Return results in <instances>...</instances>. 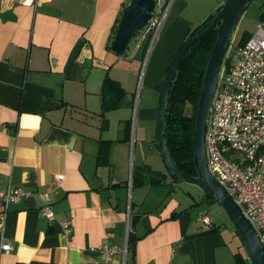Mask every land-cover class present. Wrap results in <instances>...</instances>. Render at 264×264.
Returning <instances> with one entry per match:
<instances>
[{
    "label": "crops",
    "instance_id": "crops-1",
    "mask_svg": "<svg viewBox=\"0 0 264 264\" xmlns=\"http://www.w3.org/2000/svg\"><path fill=\"white\" fill-rule=\"evenodd\" d=\"M129 1L0 0V190L30 192L8 205L4 238L13 249H0V264L103 263L95 248L123 246L129 233L134 255L127 252L126 264H236L218 225L203 224L200 210H189L194 204L173 196L156 141L159 87L179 43L209 10L188 19L181 16L187 2L173 0L144 78L158 100L133 109L144 37L122 55L108 47ZM106 73L125 100L102 116ZM134 113L135 131L131 122L127 128ZM140 166L164 173V182L132 187ZM47 189L52 221L41 211L39 193ZM67 218L72 231L64 235Z\"/></svg>",
    "mask_w": 264,
    "mask_h": 264
},
{
    "label": "built area",
    "instance_id": "built-area-1",
    "mask_svg": "<svg viewBox=\"0 0 264 264\" xmlns=\"http://www.w3.org/2000/svg\"><path fill=\"white\" fill-rule=\"evenodd\" d=\"M155 2L153 18L141 30V37H150L149 49L172 0ZM206 161L210 173L233 196L264 245V13L246 41L240 44L232 38L225 52L207 120ZM63 177V174L56 176L57 185H61ZM28 195L30 192L21 187L0 190L2 251L13 249L4 238L8 205ZM39 196L42 213L48 220H54L49 189ZM199 218L203 224H211L205 212ZM61 224L63 234H70V219H64ZM95 249L104 262L93 264H126L127 241L123 246L104 242Z\"/></svg>",
    "mask_w": 264,
    "mask_h": 264
},
{
    "label": "water",
    "instance_id": "water-1",
    "mask_svg": "<svg viewBox=\"0 0 264 264\" xmlns=\"http://www.w3.org/2000/svg\"><path fill=\"white\" fill-rule=\"evenodd\" d=\"M251 1L222 0L179 43L161 84L156 141L167 172L181 181L196 185L203 192L210 193L214 201L225 210L243 245L249 264H264V245L257 231L245 216L241 207L235 202L233 196L210 173L206 161L207 120L218 80L219 69L236 24ZM155 9V0H130L121 11L114 36L110 43L111 50L118 55H122L137 32L152 20ZM209 20V24L199 31ZM212 31L216 32V38L204 71L192 135L193 163L196 175H190L179 168L169 149L166 136L168 99L171 85L184 52L190 45Z\"/></svg>",
    "mask_w": 264,
    "mask_h": 264
},
{
    "label": "trees",
    "instance_id": "trees-1",
    "mask_svg": "<svg viewBox=\"0 0 264 264\" xmlns=\"http://www.w3.org/2000/svg\"><path fill=\"white\" fill-rule=\"evenodd\" d=\"M119 18L116 21L117 23ZM209 22L210 20L207 21L199 31L205 28ZM116 26L117 24L115 23L113 26V35L115 33ZM113 35H111L110 38H112ZM249 36L250 35H248L246 38L238 39V43L241 44L245 42ZM149 38V36L144 38L145 41L142 47V55L145 53L149 44ZM215 38L216 32L212 31L186 49L179 62L169 93L166 119V136L169 149L175 163L179 166V168L190 175H196L193 163L192 138L195 114L198 106L206 63ZM132 39H135V36ZM108 47L110 48L109 44ZM160 89L161 86L159 87V91ZM100 100V114L102 116L104 112L116 109L121 106L125 100V90L120 86L118 81L110 78L107 73L105 74L101 85ZM189 106L191 107V110L187 112V108ZM130 122L131 121L128 122V125L126 124L127 128L129 129ZM108 142L109 141L105 143L107 144ZM101 147L102 146H100V148ZM100 158H102V155L101 150L99 149L97 162H100ZM172 178L175 181H180L174 176H172ZM164 179V173H161L157 170H152L147 166L133 167L132 169V187H137L144 184H160L164 182ZM203 200L209 204L215 202L212 195L208 192H203ZM175 216L176 214L172 215V217ZM234 232L238 236L235 229ZM134 242L135 239H133L129 233L127 238V252H130L132 257L134 255ZM240 244L243 248L241 241ZM234 258L236 264H249L248 260L246 259L245 252L244 257L241 252H235Z\"/></svg>",
    "mask_w": 264,
    "mask_h": 264
},
{
    "label": "rangeland",
    "instance_id": "rangeland-1",
    "mask_svg": "<svg viewBox=\"0 0 264 264\" xmlns=\"http://www.w3.org/2000/svg\"><path fill=\"white\" fill-rule=\"evenodd\" d=\"M167 1L169 3L170 0H167ZM174 1L172 0V2L170 3V7L166 14L167 16L172 11V8H173L172 5ZM183 1L187 2V7L185 11L181 13L182 14L181 16L185 18H188V19L200 18V16H202L205 10H209L203 17H201V19H199V21L196 23L198 24L208 13H210L215 7H217V5L222 0H183ZM263 13H264V0L251 1L249 5L246 7V9L243 11L242 15L240 16L231 39L233 38L234 42H236L238 41V39L246 38L248 35L254 32L257 27V24L260 22L261 15ZM167 16L165 17L164 24L166 22ZM163 26L164 25H162L161 28H163ZM141 32L142 31L137 32V34L135 35V39L131 40V42L129 43L130 47L128 46L129 49L127 48V51H125L124 54L126 52L129 53L131 51L132 46H133L132 43L136 42L137 37L141 36ZM151 47L153 48V46ZM152 48L150 49L152 50ZM150 49L148 45L144 58L141 61V68L139 69L138 75L135 79L136 87H135V93H134L133 109L137 108V105L139 104V100L141 101V104L148 103L151 105L156 104V101L158 100L159 92L156 91L151 96V91L147 89L144 85V78L147 72L149 57L151 55ZM148 50L150 53H148ZM190 110H191V107L189 106L187 108V112H189ZM134 111L136 112V110ZM135 115H136L135 113L131 114L132 117L130 118L132 126H133V131H135V124H136ZM133 152L134 151L132 147L131 153H130L132 160L134 159ZM135 162H138L137 157H135ZM168 188L172 190L173 196L177 198L178 200H180L184 206L185 204H189V205L194 204L193 208L189 210H192L195 216H197L199 210H200V213L203 210H205L210 220L214 222L216 225H218V227L221 229L223 235L227 238L229 246L233 250V252L235 253L239 251L242 253L244 257V251H243V248L241 247L238 236L234 232V227L232 223L230 222L225 210L219 204H217L216 202L209 204L208 202L201 200L200 197L203 194V191L196 185L186 183L181 180L175 181L172 184V187L169 185ZM134 193H136V190ZM199 214H198V217H199ZM127 224H129V222H127Z\"/></svg>",
    "mask_w": 264,
    "mask_h": 264
}]
</instances>
